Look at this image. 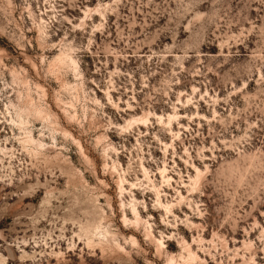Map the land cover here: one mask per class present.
<instances>
[{
  "label": "clouds",
  "instance_id": "clouds-1",
  "mask_svg": "<svg viewBox=\"0 0 264 264\" xmlns=\"http://www.w3.org/2000/svg\"><path fill=\"white\" fill-rule=\"evenodd\" d=\"M0 264H264V0H0Z\"/></svg>",
  "mask_w": 264,
  "mask_h": 264
}]
</instances>
